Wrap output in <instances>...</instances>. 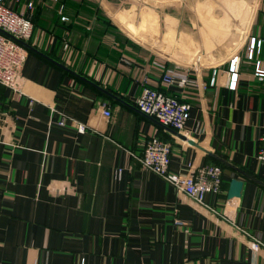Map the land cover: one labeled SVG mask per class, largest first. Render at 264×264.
<instances>
[{"label": "crops", "instance_id": "crops-1", "mask_svg": "<svg viewBox=\"0 0 264 264\" xmlns=\"http://www.w3.org/2000/svg\"><path fill=\"white\" fill-rule=\"evenodd\" d=\"M30 1L22 91L0 85V264H264V163L256 157L264 79L254 75L255 60L264 62V0L229 8L246 20L239 41L216 57L233 41L227 8L213 23L192 17L187 32L166 20L160 33L180 43L176 62L126 31L146 41L160 30L158 16L141 13L133 25L107 0L5 3L22 11ZM199 45L203 58L193 56ZM173 67L188 80L162 82ZM144 82L190 104L178 131L188 139L137 108ZM151 136L170 143L172 171L220 166L221 191L206 196L208 206L141 168ZM232 179L241 181L236 194Z\"/></svg>", "mask_w": 264, "mask_h": 264}, {"label": "built area", "instance_id": "built-area-1", "mask_svg": "<svg viewBox=\"0 0 264 264\" xmlns=\"http://www.w3.org/2000/svg\"><path fill=\"white\" fill-rule=\"evenodd\" d=\"M33 11L31 1L26 4L25 9L22 11H16L8 6L5 0H0V28L12 35V37H9L0 32V85L7 86L17 93L22 91L21 67L27 54V47L20 41L27 42L31 37ZM60 19L65 21L67 16L60 15ZM253 41L254 39L250 42L248 51L250 57ZM67 45L65 42L63 46L66 48ZM234 61H236V57L231 60L232 66ZM254 75L259 80L264 79V62L255 60ZM234 77L235 74H233ZM161 79L166 84H183L188 80L185 73L174 67L165 71ZM234 82L235 80H232L230 85L234 86ZM145 83L135 100L137 108L176 131H184L186 120L189 117L190 104L175 95L167 94ZM101 106L103 114L110 115V111L106 108L104 102L101 103ZM59 123L64 124L61 119ZM69 126L77 131H84L86 128L85 124L74 120L70 121ZM259 141L256 157L264 163V129ZM137 158L142 169L159 175L178 191L183 192L194 202L203 206H208L206 203L208 194H217L221 191L222 170L220 166L203 164L191 170L172 171L169 169L170 143L157 137L151 136L146 140L141 154ZM174 222L181 224L178 219H175ZM255 245H260V242L256 240Z\"/></svg>", "mask_w": 264, "mask_h": 264}, {"label": "rangeland", "instance_id": "rangeland-1", "mask_svg": "<svg viewBox=\"0 0 264 264\" xmlns=\"http://www.w3.org/2000/svg\"><path fill=\"white\" fill-rule=\"evenodd\" d=\"M239 1L240 0H107L106 4L112 5L108 6L111 10L113 9L122 11L124 17L126 19L129 18L133 25H139L141 20V13H148L152 14L153 16H158L160 30L158 28V31H152V37L150 35L146 37L144 36L145 39H147L146 41L138 39L136 35L126 30L122 22L116 19L115 20L121 26H123L134 39L141 42L143 46L151 50L153 53L165 56V58H167L168 60L176 62L179 59H176L175 51L179 47L180 43H176L177 38L174 39L173 36L161 37L160 33V31H163L164 25H166V20H168L170 23H173L174 31H180L179 25L182 24L183 30L181 31L187 32L189 31V27L187 26L191 24L192 17H194V19H197L196 21L201 22V16H204L205 20L213 23L212 16L218 15V17H223L224 13L221 12V9H223L224 7L227 8V15L229 16V20L224 21H228L230 24H232V29H229V37L231 36V32L234 33V35L232 36L233 41H231V43H228V41L224 42L223 40V42L226 44L223 43L221 45V48H216V51H212L211 56L216 57L218 53H220V51H224L225 47H229L230 45L238 42L241 37V33L243 31V29L241 28V23L243 22V20L245 22L246 19L243 17V15H240V17L238 18V15L240 13H234L233 10L229 9L235 2L237 3ZM194 5L197 6V10L199 9V15L196 13L193 14L194 11L191 7ZM185 9V13L181 11ZM217 9H219V12H217ZM223 47L224 49H222ZM204 51H207L204 45H199L198 52L194 53L193 56L196 57L200 54L199 56L203 58V56H205Z\"/></svg>", "mask_w": 264, "mask_h": 264}, {"label": "water", "instance_id": "water-1", "mask_svg": "<svg viewBox=\"0 0 264 264\" xmlns=\"http://www.w3.org/2000/svg\"><path fill=\"white\" fill-rule=\"evenodd\" d=\"M0 32L6 34V35L9 36V37H12V35H11L10 33H8V32H6V31L2 30L1 28H0ZM20 43H22L25 47L30 48L29 44H28L26 41H20ZM72 73L76 74L75 72H72ZM76 75H77L78 77H81L83 80H85V81H87V82H89V83H91V84L97 86L96 84H94L93 82H91L90 80H88L87 78L82 77V76H79L78 74H76ZM97 87H98L100 90L104 91L105 93L109 94L107 91L103 90V88H101V87H99V86H97ZM173 131H174L179 137H181L182 139H188V138H186L184 135L180 134L178 131H176V130H173ZM188 141H189L190 143H194V142H193L192 140H190V139H189ZM240 188H241V181H240V180H236V179H232V180L230 181V184H229L228 193L236 194V193L239 192Z\"/></svg>", "mask_w": 264, "mask_h": 264}, {"label": "trees", "instance_id": "trees-1", "mask_svg": "<svg viewBox=\"0 0 264 264\" xmlns=\"http://www.w3.org/2000/svg\"><path fill=\"white\" fill-rule=\"evenodd\" d=\"M73 2H74V1H73ZM61 15H62V14H61ZM63 15H64V14H63ZM101 15H102L101 13H98V14H97V18H100L101 20H102V19L105 20V17L103 18V17H101ZM31 19H32V22H33L34 17H32Z\"/></svg>", "mask_w": 264, "mask_h": 264}]
</instances>
